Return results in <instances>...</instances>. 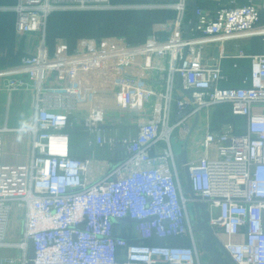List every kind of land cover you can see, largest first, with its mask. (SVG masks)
<instances>
[{"label": "built area", "instance_id": "2783aa9c", "mask_svg": "<svg viewBox=\"0 0 264 264\" xmlns=\"http://www.w3.org/2000/svg\"><path fill=\"white\" fill-rule=\"evenodd\" d=\"M188 1L18 0L11 9L16 37L34 35L37 45L17 64L0 66V93L10 99L27 90L32 99L22 135L25 163L5 161V137H22L7 116L0 125V264H28L30 244L33 264H201L171 139L183 141L202 113L200 148L188 158L192 190L208 204L211 226L226 236L222 243L234 263L264 264V54H240L250 61L249 80L222 88L224 54L208 64L201 50L264 37L260 7L254 0L214 11L197 7V26L186 38ZM154 9L174 16L152 25L143 43L85 38L69 52L58 39L53 53L46 45L47 20L55 12ZM154 75L164 81L163 91L149 84ZM175 79L181 97L174 95ZM218 106L244 119L242 133L231 125L211 130ZM121 119L130 120L134 135L116 132L123 124L113 121ZM75 129L86 135L88 147L121 149L126 158L97 179L94 160L70 154ZM113 220L133 221L127 225L139 242L117 234ZM157 238L186 239L190 246L147 244Z\"/></svg>", "mask_w": 264, "mask_h": 264}, {"label": "crops", "instance_id": "0c3cea01", "mask_svg": "<svg viewBox=\"0 0 264 264\" xmlns=\"http://www.w3.org/2000/svg\"><path fill=\"white\" fill-rule=\"evenodd\" d=\"M191 1H197V7L203 8V9H209V10H218L220 8H226L230 6H242L249 4V0H191ZM255 3H257L260 7L261 12V23L264 25V0H254ZM18 3V0L15 4H10L9 6L6 5H0V9L3 11H0V66L1 67H8L17 64L21 57L25 55H29L34 53L35 47L37 45V40L34 35H26L24 37H16L15 35V26H16V20L17 15L16 13L11 10L13 7H15ZM7 9V10H5ZM186 20L191 21L192 18V11L191 8H188ZM63 40L62 38H58ZM56 39L53 48L49 46V43L47 41V29H46V45L48 47V50L50 53L54 52L56 49ZM65 42V41H64ZM66 43V42H65ZM67 45V43H66ZM77 46V44H76ZM76 46L74 50L76 49ZM68 51H70L69 46L67 45ZM73 50V51H74ZM202 55L205 63L211 64V63H219L222 68V73L226 78V81L222 84L230 85L231 87H241L245 85V82L249 80L250 77V71H251V64L249 59L247 58H240V54L244 56L248 55H262L264 54V37H255L250 39H238V40H232L224 43L221 48H219L216 45H205L201 47ZM224 54V58H220V61L218 62V56L220 54ZM245 71H247L245 73ZM163 80H161L160 75H154L152 77V81L149 83L154 88H159L161 91L164 90L163 86ZM175 91L174 95L175 97H181L182 91L179 88V81L178 79H175ZM0 95H3V92L0 93ZM1 109V108H0ZM174 114V109H172V115ZM204 115L205 113H202L200 115L199 124H198V131L193 134L189 140V152L188 155L192 157L191 151L194 152V156L196 155V148L198 145H200V140L203 133L202 127L205 124L204 121ZM7 116V124L10 127L19 128L21 122L28 123L27 120L23 121H14L10 122L9 119V111L7 114V109H5V113L0 112V125H3L5 122V117ZM206 119V117H205ZM127 120V119H125ZM118 121V120H116ZM174 118L171 117V122L173 123ZM245 123V122H244ZM244 126V125H243ZM116 132L119 133V135H134L135 129L134 126L131 125V123L127 125L123 124L120 127L115 128ZM13 138V143L15 142V145L11 146L9 151L12 153V157L10 160H7L5 157V161L11 164H20L25 163L27 161V149L25 147V139L26 137H22L20 142L18 141L17 137L14 135H11ZM86 137V135H85ZM24 140V141H23ZM21 141H23L21 143ZM72 156L76 159L87 161V160H94L90 161L91 164H95L93 166L97 169L96 178H101L105 174V169L107 167H113L117 164H119L121 161H123L126 156L125 153L121 149H117L114 153L108 148H100L98 146L88 147V144L86 143L83 147H79L75 143V150ZM178 171L180 173L181 177V183L185 187V178L183 174V169L178 163ZM122 224H115V232L117 234H124V227L126 225L120 226ZM218 238L222 241H225L227 238L223 233H219ZM221 236V237H220ZM198 237V236H197ZM199 238V237H198ZM223 239V240H222ZM161 239H156L158 244L161 245ZM183 241L186 239H182ZM241 240V239H236ZM188 241V240H187ZM200 243V238H199ZM186 247V246H185ZM207 256L204 254V258ZM207 262L209 264L208 258Z\"/></svg>", "mask_w": 264, "mask_h": 264}, {"label": "trees", "instance_id": "16d2710c", "mask_svg": "<svg viewBox=\"0 0 264 264\" xmlns=\"http://www.w3.org/2000/svg\"><path fill=\"white\" fill-rule=\"evenodd\" d=\"M16 1L8 0V3L9 5L15 4ZM112 3L117 5H133L151 2L141 0H112ZM173 16L174 13L172 11L162 9L55 12L47 20V41L52 49L55 40L62 37L69 46L70 51L74 50L79 39L85 38L118 37L125 38L131 45H137L143 43L150 36L152 25L164 23L172 19ZM160 38L162 39L163 36ZM221 87L231 88L227 84H222ZM225 125L233 126L235 133L240 134L243 132L244 119L233 117L228 106H218L214 111L211 121V130L214 132L220 131ZM75 143L79 147H83L87 143L85 134L78 129L70 132L71 156L75 150ZM123 231L124 234L122 236L129 243L139 242L133 231V226L126 225ZM160 241L161 245L190 246L189 241H183L180 238ZM147 244L156 245L158 242L156 239H153L147 242Z\"/></svg>", "mask_w": 264, "mask_h": 264}, {"label": "water", "instance_id": "95a60500", "mask_svg": "<svg viewBox=\"0 0 264 264\" xmlns=\"http://www.w3.org/2000/svg\"><path fill=\"white\" fill-rule=\"evenodd\" d=\"M157 2L159 0H141ZM187 7L191 8L192 18L188 25L183 26L186 38L189 36L190 30L197 26L196 23V10L197 1H188ZM179 88L181 89V83L179 82ZM199 123V115L197 114L194 119L191 131L186 136L183 141H178L177 145L174 146L173 152L176 156L177 162L183 169V174L185 178V187L183 193L187 196L191 202L188 205V212L190 216V221L192 227L195 230L197 236L200 238L199 248L203 252L208 260L209 264H235L230 255L225 250L223 243L218 238V234L221 232V228L213 229L211 226V214L207 203H202L198 201V198L194 194L190 182L189 168H188V152H189V140L191 134L197 129ZM114 224L127 225L133 223L129 220H113ZM29 263L33 264L34 259V249L32 244H30Z\"/></svg>", "mask_w": 264, "mask_h": 264}, {"label": "rangeland", "instance_id": "374dc122", "mask_svg": "<svg viewBox=\"0 0 264 264\" xmlns=\"http://www.w3.org/2000/svg\"><path fill=\"white\" fill-rule=\"evenodd\" d=\"M0 5L9 6L8 0H0ZM165 10H167V9H165ZM0 11H3V10L0 9ZM169 11H171V10H169ZM172 12H174V11L172 10ZM46 29H47V27H46ZM159 36H164V35L160 34ZM60 38H62V37H60ZM154 90L161 91L159 88H154ZM31 102H32L31 94L27 90H20L17 92H13L10 99H8L7 93H3V95H0V108H1L0 112L5 113V106L8 105V103H10V105H9L10 122H14L16 120H18V121L27 120L28 121V119L30 118V115H31ZM129 122H130L129 119H127V120L121 119L118 121H113V124L116 125L119 123H122V124L127 123V125H128ZM13 141L14 140H13L11 135H7L5 137V149H6L5 157L7 160H10L11 157L13 156L12 153L9 151L11 146L15 145V142L13 143ZM171 145H172V148H174V146L177 145V141H176L175 137H173L171 139ZM199 148L200 147H198L197 149H199ZM211 213H212V216L214 218L219 217V212L216 209H212ZM200 254L202 257L201 258V264H208L207 259H206L207 257L204 258V253L201 252V250H200ZM2 255H5L4 251H0V256H2Z\"/></svg>", "mask_w": 264, "mask_h": 264}, {"label": "clouds", "instance_id": "9594fccd", "mask_svg": "<svg viewBox=\"0 0 264 264\" xmlns=\"http://www.w3.org/2000/svg\"><path fill=\"white\" fill-rule=\"evenodd\" d=\"M28 130V125L24 122H21L20 127L18 129V132L20 134V136H18V138H21L23 133L26 132Z\"/></svg>", "mask_w": 264, "mask_h": 264}]
</instances>
